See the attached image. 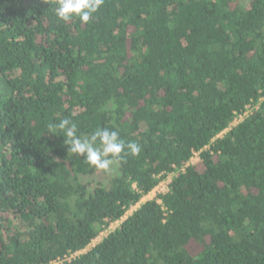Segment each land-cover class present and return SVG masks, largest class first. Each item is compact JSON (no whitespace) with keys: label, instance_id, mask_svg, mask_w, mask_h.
<instances>
[{"label":"trees","instance_id":"obj_1","mask_svg":"<svg viewBox=\"0 0 264 264\" xmlns=\"http://www.w3.org/2000/svg\"><path fill=\"white\" fill-rule=\"evenodd\" d=\"M57 2L0 0V264L84 251L176 172L64 264H264V0ZM64 118L141 150L99 170Z\"/></svg>","mask_w":264,"mask_h":264},{"label":"clouds","instance_id":"obj_2","mask_svg":"<svg viewBox=\"0 0 264 264\" xmlns=\"http://www.w3.org/2000/svg\"><path fill=\"white\" fill-rule=\"evenodd\" d=\"M44 2L47 3V0ZM103 3L104 0H58L54 12L62 21L78 17L82 23L87 24ZM54 127L64 133L70 153L83 157L87 164L99 170L107 171L113 159L136 156L141 150L137 142H126L120 138L118 131L107 128H97L90 136H80L76 124L70 118L62 119Z\"/></svg>","mask_w":264,"mask_h":264},{"label":"rangeland","instance_id":"obj_3","mask_svg":"<svg viewBox=\"0 0 264 264\" xmlns=\"http://www.w3.org/2000/svg\"><path fill=\"white\" fill-rule=\"evenodd\" d=\"M227 132H228V131H227ZM227 132L223 133L220 137L224 136ZM199 159H200V158H195V159H193V160L191 161L190 165H197V164L199 163ZM178 174H179V172H176V173H174V174H169V175H164V176H162L161 179H160V182H161L163 185H166V186H167V188H166V190H165L164 192L159 193L158 191H155V192H154V190H153L148 196L144 197V198L142 199V201H141L137 206L133 207V208L128 212L127 216H126L122 221H119V223L114 224L110 229H108L109 231L104 232V233L102 232V233L99 235V237L96 238V239L92 242V244H91L87 249H85V250L83 251L82 254H84V253L90 251V250L93 249L96 245H98V244H99V243H100L105 237H107V236L110 234L111 231H114L116 228H118V227L121 225V223H122L125 219H127V218H128V217H129L134 211H136L138 208H140V206H141L143 203H145V202H147V201H150V200L157 199L159 196L165 194V193L168 191V187H169V184L171 183L172 179H173L174 177H176ZM160 182H159V183H160Z\"/></svg>","mask_w":264,"mask_h":264},{"label":"built area","instance_id":"obj_4","mask_svg":"<svg viewBox=\"0 0 264 264\" xmlns=\"http://www.w3.org/2000/svg\"><path fill=\"white\" fill-rule=\"evenodd\" d=\"M259 108V106L257 105V106H249L248 108H247V110L244 112V113H242V114H239L236 118H235V120L233 121V123L231 124V127H230V129L231 128H234V127H236L237 125H239L241 122H243L245 119H247L255 110H257ZM229 129V130H230ZM229 130H226V132L227 131H229ZM195 158H199V153H196L195 155H194V157L192 158V160L193 159H195ZM191 160V161H192ZM181 171H185V169H183V170H181ZM169 175V174H168ZM166 188H167V186L166 185H163L161 182L157 185V187L154 189V192L155 191H158L159 193H162V192H164L165 190H166ZM128 214V213H127ZM127 216V215H126ZM125 216V217H126ZM124 217V218H125ZM117 223H119V221L118 222H115V223H112L111 225H110V227L108 228V229H110L114 224H117ZM108 229H106L104 232H107V231H109ZM103 232V233H104ZM82 253H83V251H81V252H76V253H71V254H69V255H66L64 258H61V259H59V260H56V261H54V262H52L51 264H64L65 262H70V261H72L73 259H75V258H77V257H79L80 255H82Z\"/></svg>","mask_w":264,"mask_h":264}]
</instances>
